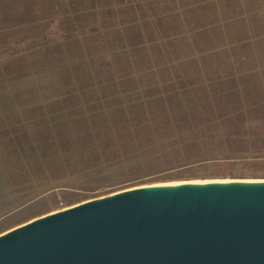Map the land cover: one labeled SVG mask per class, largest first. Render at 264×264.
Instances as JSON below:
<instances>
[{"label": "rangeland", "instance_id": "1", "mask_svg": "<svg viewBox=\"0 0 264 264\" xmlns=\"http://www.w3.org/2000/svg\"><path fill=\"white\" fill-rule=\"evenodd\" d=\"M217 180H264V0H0V234Z\"/></svg>", "mask_w": 264, "mask_h": 264}, {"label": "water", "instance_id": "2", "mask_svg": "<svg viewBox=\"0 0 264 264\" xmlns=\"http://www.w3.org/2000/svg\"><path fill=\"white\" fill-rule=\"evenodd\" d=\"M0 264H264V180L94 198L1 233Z\"/></svg>", "mask_w": 264, "mask_h": 264}]
</instances>
